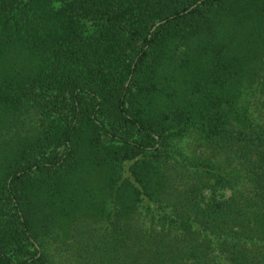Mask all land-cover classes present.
<instances>
[{"label": "trees", "instance_id": "1", "mask_svg": "<svg viewBox=\"0 0 264 264\" xmlns=\"http://www.w3.org/2000/svg\"><path fill=\"white\" fill-rule=\"evenodd\" d=\"M0 264H264V0H0Z\"/></svg>", "mask_w": 264, "mask_h": 264}, {"label": "rangeland", "instance_id": "2", "mask_svg": "<svg viewBox=\"0 0 264 264\" xmlns=\"http://www.w3.org/2000/svg\"><path fill=\"white\" fill-rule=\"evenodd\" d=\"M39 119H41V116L36 110H33L31 113L24 115L22 117V123L20 127V130H23L22 133L25 134L27 132L34 131L39 124Z\"/></svg>", "mask_w": 264, "mask_h": 264}]
</instances>
